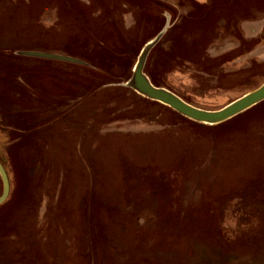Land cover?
Listing matches in <instances>:
<instances>
[{
    "label": "rangeland",
    "instance_id": "rangeland-1",
    "mask_svg": "<svg viewBox=\"0 0 264 264\" xmlns=\"http://www.w3.org/2000/svg\"><path fill=\"white\" fill-rule=\"evenodd\" d=\"M145 50L221 110L264 85V0H0V264H264V101L191 120L129 85Z\"/></svg>",
    "mask_w": 264,
    "mask_h": 264
},
{
    "label": "water",
    "instance_id": "water-1",
    "mask_svg": "<svg viewBox=\"0 0 264 264\" xmlns=\"http://www.w3.org/2000/svg\"><path fill=\"white\" fill-rule=\"evenodd\" d=\"M147 51L145 50L138 62L137 67L134 70V77L129 84L133 90L144 97L150 98V100L157 101L173 110L181 113L184 117L191 120L202 122L203 124H221L236 115L243 113L254 105H258L264 101V85L258 88L256 91H252L244 95L242 98L235 100L231 104L222 108L221 110L205 111L201 108L189 105L179 96L167 91L165 88L156 87L150 81V79L144 74L143 67L145 65ZM55 57V56H51ZM59 58V57H57ZM0 176L3 180V192L0 196V204H3L10 195L11 182L6 171V167L0 160Z\"/></svg>",
    "mask_w": 264,
    "mask_h": 264
}]
</instances>
